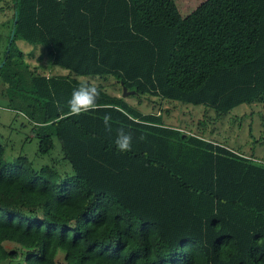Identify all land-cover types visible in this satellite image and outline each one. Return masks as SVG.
Masks as SVG:
<instances>
[{
	"label": "trees",
	"instance_id": "1",
	"mask_svg": "<svg viewBox=\"0 0 264 264\" xmlns=\"http://www.w3.org/2000/svg\"><path fill=\"white\" fill-rule=\"evenodd\" d=\"M0 5L3 95L30 118L39 151L57 138L74 172L59 180L53 165L35 169L24 156L7 163L0 139V264L17 258L6 243L27 264H58L60 250L65 264L264 261V159L209 139L204 128L168 125L101 86L95 110L67 109L79 77L108 76L131 95L203 106L219 118L243 104L264 108V0H203L187 16L175 0ZM18 40L68 73L31 69ZM106 114L114 129L131 132V151H116Z\"/></svg>",
	"mask_w": 264,
	"mask_h": 264
},
{
	"label": "rangeland",
	"instance_id": "2",
	"mask_svg": "<svg viewBox=\"0 0 264 264\" xmlns=\"http://www.w3.org/2000/svg\"><path fill=\"white\" fill-rule=\"evenodd\" d=\"M175 1L182 16H187L203 0ZM5 17L4 11H0V35H2L0 36V66L8 37V31L3 26ZM16 43L17 47L24 52L25 60L31 69L46 75L68 73L67 70L59 66H52V61L42 47H35L24 40H18ZM107 78L79 77L82 82L95 83L103 87L111 95L123 96L124 91L116 79L112 76ZM3 91L4 86L0 80V139L5 145V161L11 163L18 157L24 156L32 161L35 169H40L45 165L55 166L59 173V180L73 175L71 165L63 159L62 147L58 139L54 138L55 146L49 153H41L39 138L33 132L32 123L29 119H23L16 115L18 111L9 107ZM126 100L143 113H162L164 121L168 125L178 126L188 133L198 134H201L204 128L205 135L209 139L223 143L244 154H252L258 159H264V108L260 104L240 105L219 118L212 109H206L203 106L182 105L137 95L126 96ZM202 122L204 125H200ZM6 247L17 251V258L4 260L1 264H27L15 244L6 243ZM56 258L58 264H65L64 251L60 250Z\"/></svg>",
	"mask_w": 264,
	"mask_h": 264
},
{
	"label": "clouds",
	"instance_id": "3",
	"mask_svg": "<svg viewBox=\"0 0 264 264\" xmlns=\"http://www.w3.org/2000/svg\"><path fill=\"white\" fill-rule=\"evenodd\" d=\"M101 95V88L95 83L84 82L72 89L71 95L67 100V109L70 115L80 116L97 108V101ZM16 115L23 119H30L25 113L17 112ZM104 131L108 135L114 134L115 149L119 153H127L132 150L133 136L131 132L126 131L123 127L113 128L111 115H104L103 117ZM139 141L145 139L144 135L137 138ZM71 233L68 234L70 236ZM126 239V237H125ZM258 243H264L262 238ZM224 246H222L223 248ZM106 253L105 255H110ZM36 264V262H35ZM264 264V261H261Z\"/></svg>",
	"mask_w": 264,
	"mask_h": 264
},
{
	"label": "water",
	"instance_id": "4",
	"mask_svg": "<svg viewBox=\"0 0 264 264\" xmlns=\"http://www.w3.org/2000/svg\"><path fill=\"white\" fill-rule=\"evenodd\" d=\"M15 24H16V21H15ZM14 33H15V29H13V31H12L11 39H10V43H9V45H10V44L12 43V41H13ZM7 53H9V50L7 51ZM3 64H4V62L1 64L0 67H2ZM123 91H124L123 98H126V96H130L131 94H134V93H135V91H128V90H127V87H125V86L123 87Z\"/></svg>",
	"mask_w": 264,
	"mask_h": 264
}]
</instances>
